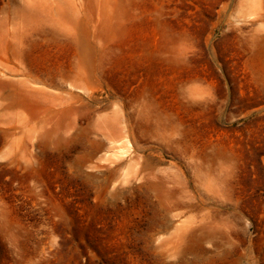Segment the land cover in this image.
Here are the masks:
<instances>
[{
  "label": "rangeland",
  "instance_id": "rangeland-1",
  "mask_svg": "<svg viewBox=\"0 0 264 264\" xmlns=\"http://www.w3.org/2000/svg\"><path fill=\"white\" fill-rule=\"evenodd\" d=\"M0 264H264V0H0Z\"/></svg>",
  "mask_w": 264,
  "mask_h": 264
},
{
  "label": "bare ground",
  "instance_id": "bare-ground-1",
  "mask_svg": "<svg viewBox=\"0 0 264 264\" xmlns=\"http://www.w3.org/2000/svg\"><path fill=\"white\" fill-rule=\"evenodd\" d=\"M27 95H25L24 93H18V92H16L15 93V101L17 102V103H20V102H25V104L27 105V97H26Z\"/></svg>",
  "mask_w": 264,
  "mask_h": 264
}]
</instances>
